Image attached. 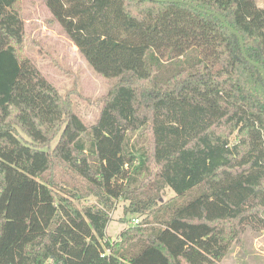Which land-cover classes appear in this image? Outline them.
<instances>
[{
    "label": "trees",
    "instance_id": "obj_1",
    "mask_svg": "<svg viewBox=\"0 0 264 264\" xmlns=\"http://www.w3.org/2000/svg\"><path fill=\"white\" fill-rule=\"evenodd\" d=\"M41 1L110 91L88 127L0 0V264H220L264 232L262 73L196 9L264 68L258 0ZM120 200L153 222L114 242Z\"/></svg>",
    "mask_w": 264,
    "mask_h": 264
},
{
    "label": "rangeland",
    "instance_id": "obj_2",
    "mask_svg": "<svg viewBox=\"0 0 264 264\" xmlns=\"http://www.w3.org/2000/svg\"><path fill=\"white\" fill-rule=\"evenodd\" d=\"M23 19L25 21L27 58L34 63L42 74L51 82L58 92L68 97L73 110L88 126H94L101 113V100L110 91V85L91 68L82 58L78 49L64 33L61 25L54 20L48 8L41 0H22ZM258 5L264 7V0H258ZM58 141L56 138L51 147ZM58 175L62 174L57 172ZM68 182H71L69 179ZM72 187V185H67ZM175 193L166 190L162 200L169 201ZM96 202L94 197L89 201H76L81 207ZM129 203L118 201L111 214L107 237L117 242L122 231L131 227L134 220L148 227L153 222L151 214L128 215L125 209ZM145 220H148L145 223ZM220 264H264V232L247 228L243 246H236Z\"/></svg>",
    "mask_w": 264,
    "mask_h": 264
},
{
    "label": "water",
    "instance_id": "obj_3",
    "mask_svg": "<svg viewBox=\"0 0 264 264\" xmlns=\"http://www.w3.org/2000/svg\"><path fill=\"white\" fill-rule=\"evenodd\" d=\"M155 1H157V0H155ZM196 9H198V10L201 11V12H206V13H208V14H210V15H214V16H216L217 19H218L222 24H224L225 27H226V28H227V29H228V30H229L234 36H236V37L238 38V40H239V42H240V45H241V50H242V53H243L244 57H245L249 62H251L256 68L260 69V71H261V73H262V78H263V80H264V68H263L259 63L253 62V61L248 57L247 52H246V44H245V42H244L243 37L240 35V33L237 32L235 29H233V28L227 23V21H226L222 16H220L219 14H215V13L210 12V11H205V10H203V9H201V8H197V7H196Z\"/></svg>",
    "mask_w": 264,
    "mask_h": 264
},
{
    "label": "built area",
    "instance_id": "obj_4",
    "mask_svg": "<svg viewBox=\"0 0 264 264\" xmlns=\"http://www.w3.org/2000/svg\"><path fill=\"white\" fill-rule=\"evenodd\" d=\"M140 222H139V220L137 219V220H134V222H133V224L134 225H137V224H139Z\"/></svg>",
    "mask_w": 264,
    "mask_h": 264
}]
</instances>
